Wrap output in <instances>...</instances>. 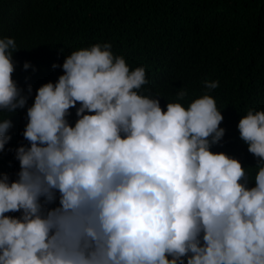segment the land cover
<instances>
[{
	"label": "clouds",
	"instance_id": "9594fccd",
	"mask_svg": "<svg viewBox=\"0 0 264 264\" xmlns=\"http://www.w3.org/2000/svg\"><path fill=\"white\" fill-rule=\"evenodd\" d=\"M17 50L0 37V152L4 113L27 116L19 171L0 172V264H264V110L237 125L256 158L250 179L237 157L211 150L226 131L212 96L185 105L180 88L162 108L140 91L143 66L96 43L54 63L62 74L29 105L31 84L13 78Z\"/></svg>",
	"mask_w": 264,
	"mask_h": 264
},
{
	"label": "trees",
	"instance_id": "16d2710c",
	"mask_svg": "<svg viewBox=\"0 0 264 264\" xmlns=\"http://www.w3.org/2000/svg\"><path fill=\"white\" fill-rule=\"evenodd\" d=\"M0 37L15 39L13 78L27 92L62 74L65 56L96 43H109L131 69L143 66L141 92L183 104L208 94L224 117L225 135L212 151L237 157L255 175L256 158L241 140L238 122L248 108L264 110V0H0ZM25 61L30 62L27 70ZM205 80L219 86L209 90ZM75 108L68 117L76 120ZM11 139L0 152V172L15 179V149L27 144L26 108L4 113ZM254 186V181L250 182ZM19 215V213H12Z\"/></svg>",
	"mask_w": 264,
	"mask_h": 264
}]
</instances>
